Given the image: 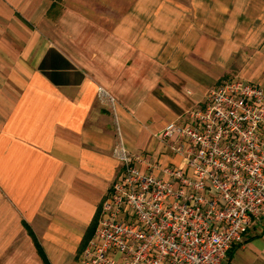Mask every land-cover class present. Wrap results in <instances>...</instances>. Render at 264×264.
Here are the masks:
<instances>
[{
	"label": "crops",
	"instance_id": "obj_1",
	"mask_svg": "<svg viewBox=\"0 0 264 264\" xmlns=\"http://www.w3.org/2000/svg\"><path fill=\"white\" fill-rule=\"evenodd\" d=\"M105 3L0 0V264H81L121 172L97 87L132 154L186 170L164 126L233 77L264 86V0ZM227 255L264 264V224Z\"/></svg>",
	"mask_w": 264,
	"mask_h": 264
},
{
	"label": "built area",
	"instance_id": "obj_2",
	"mask_svg": "<svg viewBox=\"0 0 264 264\" xmlns=\"http://www.w3.org/2000/svg\"><path fill=\"white\" fill-rule=\"evenodd\" d=\"M96 95L113 116L121 172L80 263L226 264L231 245L264 224V86L233 77L186 124L164 126L158 137L186 170L132 154L115 98L100 86Z\"/></svg>",
	"mask_w": 264,
	"mask_h": 264
},
{
	"label": "rangeland",
	"instance_id": "obj_3",
	"mask_svg": "<svg viewBox=\"0 0 264 264\" xmlns=\"http://www.w3.org/2000/svg\"><path fill=\"white\" fill-rule=\"evenodd\" d=\"M65 4L86 9L95 17H99L101 14L106 15L110 10L105 0H65Z\"/></svg>",
	"mask_w": 264,
	"mask_h": 264
},
{
	"label": "trees",
	"instance_id": "obj_4",
	"mask_svg": "<svg viewBox=\"0 0 264 264\" xmlns=\"http://www.w3.org/2000/svg\"><path fill=\"white\" fill-rule=\"evenodd\" d=\"M87 242V241H86Z\"/></svg>",
	"mask_w": 264,
	"mask_h": 264
}]
</instances>
